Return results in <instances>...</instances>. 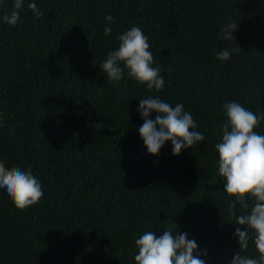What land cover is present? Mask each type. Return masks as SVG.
<instances>
[{
    "label": "trees",
    "instance_id": "obj_1",
    "mask_svg": "<svg viewBox=\"0 0 264 264\" xmlns=\"http://www.w3.org/2000/svg\"><path fill=\"white\" fill-rule=\"evenodd\" d=\"M13 3L0 0V162L31 170L43 197L18 210L0 190V264H135V240L169 229L206 264H230L238 238L215 144L226 102L264 114V0H24L15 27L2 20ZM228 22L241 51L221 61ZM132 26L148 37L160 92L99 68ZM149 96L183 104L205 139L149 155L138 112ZM241 254L257 258L251 239Z\"/></svg>",
    "mask_w": 264,
    "mask_h": 264
},
{
    "label": "clouds",
    "instance_id": "obj_2",
    "mask_svg": "<svg viewBox=\"0 0 264 264\" xmlns=\"http://www.w3.org/2000/svg\"><path fill=\"white\" fill-rule=\"evenodd\" d=\"M23 3L24 0H14L11 12L3 15V22L15 27ZM28 8L34 16L41 17L35 3H29ZM105 20L110 24L114 18L108 15ZM238 24L228 22L222 26V38L233 48L218 52V60L227 61L233 51H241L232 43ZM111 32V27H105V36ZM117 39V49L109 52L99 66L107 78L119 82L126 73L129 78L146 85L147 89L162 91L165 81L160 68L153 66V53L143 31L132 26ZM138 112L144 121L139 128V136L151 156H157L166 142L171 143L172 155L177 156L182 149H191L205 139L201 132L194 130L196 121L181 103L173 106L158 97L149 96L139 100ZM153 112L157 115L150 119ZM223 113L226 122L221 125V139L215 144V151L218 154V175L224 182L223 191L233 198L228 211L230 217L235 216L234 236L238 238L239 250L230 264H264V135L254 131L264 120V114L257 115L236 101L226 102ZM3 126L4 121L0 117V127ZM0 190L18 210L35 205L43 197L41 182L31 170L6 168L3 162H0ZM237 207L241 211L239 215L234 211ZM250 239L257 258L241 254L247 250ZM135 248L138 250L135 264H206L196 241L188 239L187 233H179L177 229L175 233L170 229L164 230L159 236L154 231H146L135 240Z\"/></svg>",
    "mask_w": 264,
    "mask_h": 264
}]
</instances>
